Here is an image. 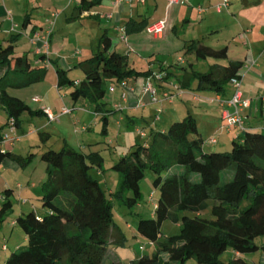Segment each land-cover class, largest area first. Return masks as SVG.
<instances>
[{
    "label": "trees",
    "instance_id": "obj_1",
    "mask_svg": "<svg viewBox=\"0 0 264 264\" xmlns=\"http://www.w3.org/2000/svg\"><path fill=\"white\" fill-rule=\"evenodd\" d=\"M93 4L88 3L87 8ZM147 27L146 21H130L125 33H140ZM14 44L11 40L0 45V105L7 115L0 142L8 126L21 127L25 114L34 117L44 113L9 93L41 84L47 76V70L33 71L28 55L17 56ZM184 50L188 55L194 54L197 61L228 59L227 48L214 49L199 40L187 42ZM39 58L45 59V55ZM78 68L85 76L80 82L57 69V88L67 91L75 105L82 103L101 115L103 134L107 133L108 116L112 113L105 102L109 85L151 74L130 68L128 55L113 51L107 34L100 39L99 51ZM242 68L243 63L230 62L224 67L210 66L205 72L192 69L177 82L185 89L197 82L198 92L225 94L232 79L242 78ZM39 136L44 144L49 141L48 133L39 132ZM206 145L196 118L189 115L166 132L151 131L148 140L131 146L130 153L112 166L123 179L116 197L130 210L142 200L141 183L147 171L156 177L154 187H161L153 217L137 215L136 221L140 237L155 249L132 264H186L190 260L196 264H225L220 258L228 249L240 255L264 250L256 243L264 237V128L244 129L232 138L230 151L222 152L215 145L208 151ZM43 157L48 163L49 178L41 191L45 213H22L13 221V226L23 232V242L15 246L4 264H102L110 250L111 234L118 229L113 200L91 175L93 169L103 168L101 153L64 146L59 151L48 149ZM29 160L32 158L1 149L0 143L1 164L14 161L24 166ZM127 193L132 196L127 197ZM13 196L11 188L0 193V232L13 213ZM208 210L210 218L203 216ZM167 221L180 224L181 230L162 240V227ZM118 231L121 239H126ZM122 242L119 243L124 245ZM227 264L245 263L238 259Z\"/></svg>",
    "mask_w": 264,
    "mask_h": 264
},
{
    "label": "crops",
    "instance_id": "obj_2",
    "mask_svg": "<svg viewBox=\"0 0 264 264\" xmlns=\"http://www.w3.org/2000/svg\"><path fill=\"white\" fill-rule=\"evenodd\" d=\"M116 1L117 0H0V45H7L13 40L15 42L14 46L17 56L28 55L32 60L33 68L44 65L45 70H47V76L43 83L46 82L49 71H53L51 81H55L54 87L45 91L44 98L41 95H34L32 97V103L35 106L31 107L42 110V112L44 109L49 108L53 115H61L60 117L64 116L62 112H59L57 102L60 98H65L69 93L63 90L60 91L57 88L56 71L57 69H61L68 72L69 75L70 70L74 67L78 68L81 62L93 57L94 54L99 51L100 39L104 34L109 35L110 32L113 31V35H109L112 39V50L119 53H122L119 50L121 45H129L131 41V44L127 47L128 51L126 53L128 55L129 66L139 71L136 63L130 60L131 54H137L136 52H140L142 49H149L148 52H150V46H156L154 42L166 44L168 42V33L170 29L173 33L175 32L176 35L177 25L182 22L183 28H186L188 25L185 24H191L196 14V16L202 17L200 20L203 21V25L200 26L199 32L196 33L197 38L195 40L207 42L213 34H216V37L222 30H229L225 39L218 41L217 48L228 49V59L230 62L243 63L241 71V81L243 85L241 86V90L244 98L251 101V107L242 112L244 129L254 131L264 128V0H229L230 4L228 9L221 13L217 12L215 7L223 0H188L187 2L176 5L179 7L176 9L173 8L174 6H169V0H144L143 4L138 3L137 0H123L124 3L122 4H116ZM90 2H95V4L87 8ZM125 2H130V4H126ZM82 7H85V9H81ZM201 9L202 12L200 11ZM214 11L215 14H213ZM54 13L60 14L57 18V20H59H56V25H58L60 19L65 16L63 21L66 22V32L63 38H61L60 35H56V33L54 35L53 32L49 41L48 55L44 49H42V54H39L38 50L42 48L41 43L35 46L31 42V39L34 38L36 34L41 36L45 34ZM224 14L225 16H223ZM160 20H165L167 22V29H169L161 39L155 40L151 38L152 41L145 39L143 35H147L146 31L131 35L125 33V27L130 21H146L149 26ZM194 30L196 29L194 28ZM129 38H131V40H129ZM69 44L72 46V51L67 49V45ZM151 54L155 55L156 53L152 51ZM231 54H233V57L230 58ZM42 55H45V59L39 58V56ZM189 56L191 60L187 61L186 59L178 58L176 61L177 65L181 66L184 70L183 76L185 74H190L191 70H195L196 68L195 62L192 61L193 58L196 59L195 55L189 54ZM202 61H204V64L200 72H205L210 66L214 65L220 67L227 66V64H224L223 60L217 61L208 59ZM148 62L152 63V59L149 58ZM199 63L201 62L196 59V64ZM252 63H254V65L250 67V70H247L246 66ZM161 70L164 71L163 68ZM147 71L151 72L148 77L129 79L125 82V88L117 83H111L109 85V94H107L105 102L108 105L107 109L112 113L108 116L106 134H110L111 132L109 130L110 116L115 115L117 124L120 127L119 134L123 135L122 126L126 124L128 130H132L131 132L135 131L138 135V140H140L137 141V143H142L148 140L151 131L166 132L169 124H173L188 112L196 118L200 133L201 130H205V128L208 130L204 131L207 137L202 133L201 135L207 142L205 150H211L214 145H209L208 142L211 138H215V134L221 130L223 125L222 105L219 100L226 101L231 98L233 89L230 85L228 84L225 94L218 95L214 91H205L204 94L198 95L191 93L195 82L191 85V89H185L181 87L178 82L171 83L169 80H165L166 74L161 71L162 74L155 73L156 71H154L151 66L139 72ZM2 75L3 72L2 74L0 73V76ZM73 80L77 82L83 81L81 77ZM149 81L157 89V96L160 99L163 98L166 92L175 95L173 103L169 104L166 102L162 105H151L150 95L143 92L145 84ZM112 88L113 91H111ZM54 90H56V94H53ZM124 94L127 95V101L123 100L122 96ZM108 96H110L109 99H107ZM194 96H202L203 102H195ZM34 99H39V101L35 102ZM178 103L183 106H179ZM188 103L197 105L199 109L193 110L185 108L184 105ZM79 104L81 105V109L88 110L95 117L102 118L101 115L95 114L93 112L94 110L90 107L84 106L82 103ZM143 104L146 105L143 106ZM117 106L121 108L117 109ZM2 108L3 107L0 105V111L4 112L6 115ZM159 109L160 112H158ZM41 116L48 119L44 113L43 115L34 117ZM139 118L143 121L142 129L138 128ZM6 124L7 115L5 125ZM83 128L86 132L92 130V127L89 125ZM1 129H3V122L0 126V130ZM18 130L19 129H17V132ZM234 130L236 134L233 133ZM139 131L144 132L145 137L140 136L138 133ZM241 132V130L233 129L228 133L236 137L240 135ZM17 135L19 137L18 142H20L22 136L18 133ZM27 135H32V132H29ZM126 135H129V133ZM217 141L218 143L215 144L217 149L228 148V145H221V139ZM0 143L2 144V142ZM6 145L8 144H5V146ZM81 147L83 151L89 153L87 146L85 148L84 145H81ZM1 149H3L2 146ZM9 150L13 153L15 152L12 149ZM8 162L9 161H4L2 164L0 163V170L3 166H7L6 164H8ZM0 184H2L1 179ZM29 186L30 187L23 189V187L18 185V188L21 187L22 189L19 197L20 199L23 198L22 202L26 205L29 202V196L33 194V189L37 187L35 183H31ZM6 188L11 187L7 185L5 189ZM0 201L3 200L1 199ZM151 217H153V214ZM13 225L14 222H12V226ZM260 246H264V242ZM3 249H5V246L2 247V251ZM259 251H263L261 264H264V250ZM234 253L235 256L232 259L233 261L240 259L245 264H256L255 260H246L243 258L244 255H240L236 252Z\"/></svg>",
    "mask_w": 264,
    "mask_h": 264
},
{
    "label": "rangeland",
    "instance_id": "obj_3",
    "mask_svg": "<svg viewBox=\"0 0 264 264\" xmlns=\"http://www.w3.org/2000/svg\"><path fill=\"white\" fill-rule=\"evenodd\" d=\"M173 8L176 9L179 7L174 6ZM213 14H215V11ZM194 16L195 18L192 20L191 24H185L188 25L186 28H183V25L181 24L182 22L177 25L178 32L176 31V35L175 32L173 33V31L170 29L168 33V42L166 44L153 41L156 43V46H150V52H148L149 49H142L140 52H136L137 54H131L130 60L136 63L139 71H144V69H147L151 66L154 71H156L155 73H164L166 75L168 73L171 74L169 75L170 77L168 79L171 83H177L178 79H183L184 70L181 66L177 65L176 61L178 58L186 59L187 61L191 60V57L186 54L184 50V45L187 42L197 38L196 33L199 32L200 26L203 25V21L200 20L202 17L196 16V14ZM223 16H225V14ZM64 18L65 16H63L60 19L58 25H56L57 21L59 20L58 19L53 29L54 35L56 33V35H60L61 38L64 37L66 32V22L63 21ZM193 27L196 30H194ZM168 30L169 29H167L166 32H168ZM228 33L229 30H222L216 37V34H213L212 37L207 40V42H204V44L214 49H218V41L225 39ZM109 35L112 36L113 31H111ZM143 36L145 39L152 41L151 37L148 35L144 34ZM129 40H131V38H129ZM129 45H121L119 50L126 54L128 51L127 47ZM71 48L72 46H70V44L67 45L68 50H71ZM152 51L156 54H151ZM231 57H233V54L230 55V58ZM149 58L152 59V63L148 62ZM192 61L195 62V70L202 71L201 67L204 64V61H200L201 63L199 64H196L195 58H193ZM223 62L225 65L230 63L229 59L223 60ZM162 68L164 71L161 70ZM43 70H45L44 65L39 66L38 68H33L34 72ZM52 76L53 71H49L48 78L45 83L36 84L23 90H10L9 93L11 96L23 100L30 106H35L32 103V97L34 95H41L44 98L45 91L54 87L55 81H51ZM68 77L72 80L78 77H81L82 80L85 79L81 69L77 67H74L69 71ZM55 91L56 90L53 91V94H56ZM191 93L201 95L205 92H198L197 82H195ZM109 97L110 96H108L107 99H109ZM57 104L59 106V112H62L65 108L71 112L68 115L66 114L60 117L56 122H50L46 117H30L29 115L25 114L22 117L21 128H19L17 132L18 134H21L20 136H22L21 141L15 143L14 145L11 143L1 144L3 150L12 149L15 151L14 154L23 158L31 157L32 160H29L24 166L19 165L17 162L9 161L8 164H6L7 166H3V168L0 170L2 171L0 172V179L2 180V184H0V191L3 192L7 185L15 191V195L12 199L14 205L13 213L5 221L0 232V264H4L7 256L15 250V246L23 242L24 235L21 228L19 226H12V222L23 212L26 215H30L33 212L40 213L41 215L45 213L42 207L41 191L49 178L46 172L48 163L43 159V156L44 153L50 148L59 151L64 146H69L77 151H81V145H84L85 148L87 146L89 152L99 151L104 158L102 170L98 171L97 169H93L91 171V175L100 183L102 188L105 190L107 197L112 198V211L116 229L121 230V232L126 236V239L122 240L119 231L113 230L109 241L110 250L102 264H132L140 260V258H142L144 255H151L155 249V246L140 237L136 229V221L137 215L142 216L145 219L151 218L152 214L154 213V202H158L161 187H154L153 181L156 177L152 172L147 171L146 176L141 183V191L143 194L142 200L139 205L130 210L121 203L118 197H116V194L121 191L123 179L120 173L112 169V166L117 161H119L122 156L130 153V147L140 140H138V135L135 131L131 132L132 130H128L126 124H123V135H120V127L117 124L115 115L110 116V134H103L102 118L95 117L90 111L81 109L80 104L75 105L69 94L66 95L65 98H60ZM179 106L183 105L179 104ZM184 106L185 108L193 110L199 109L197 105L192 103H188ZM189 115L191 114L186 112V114L180 117L176 122L178 123L183 121ZM138 121V128L142 129L143 121L140 118ZM2 122L4 128L6 123V115L4 112L0 111V126L2 125ZM87 125L91 126L92 130L88 132L84 131L83 127H86ZM171 126L172 124H169V126H167V130ZM204 131L208 130L206 128L205 130H201V133L205 136L206 132ZM29 132H32V135H27ZM39 132L48 133L51 136L46 144L40 140ZM127 133H129V135H126ZM233 133L236 134V131L234 130ZM233 136L234 135H229L226 129L219 130L215 134V138L217 140L221 139L222 146L228 145V148H219L220 151L226 152L231 150V138ZM5 144L8 145L5 146ZM31 183H35L37 187L36 189H33V194L32 196H29V202L26 205L22 202L23 198L20 199L19 194L22 190L21 187H23V189L30 187L29 185ZM18 185L21 187L18 188ZM152 194L154 196V200L151 199ZM126 195L127 197L132 196L131 193H127ZM2 203L3 201H0V207ZM185 215L190 217L195 216L191 213H186ZM203 216L210 218V211L208 210L204 212ZM180 230V224H174L171 221L165 222L162 227V240H165L170 236L178 235ZM121 241H123L122 243L124 245L119 243ZM263 242L264 237L258 238L256 240L258 245H261ZM4 246L5 249L2 251V247ZM262 254L263 251H258L253 254L244 255L243 258L246 260H255L256 264H261ZM234 256V251L232 249H228L220 259L221 261L228 263L234 258ZM186 264H196V262L194 260H190Z\"/></svg>",
    "mask_w": 264,
    "mask_h": 264
},
{
    "label": "built area",
    "instance_id": "obj_4",
    "mask_svg": "<svg viewBox=\"0 0 264 264\" xmlns=\"http://www.w3.org/2000/svg\"><path fill=\"white\" fill-rule=\"evenodd\" d=\"M187 1L188 0H169V6L170 7L176 6V5H179ZM137 2L143 4L144 0H137ZM122 3H124L123 0L116 1V4H122ZM125 3L130 4V2H125ZM229 4H230L229 0H223L219 5L215 7V9L217 12L221 13L224 10L228 9ZM200 11L202 12V9ZM59 15L60 14L58 13H54L52 15L53 18L50 21L45 31V34L43 36L36 34L35 37L31 39V42L35 46L41 43L42 48L38 50L39 54H42V49H44L46 54L48 55L50 37L53 34L55 22L57 18L59 17ZM166 29H167V22L165 20H160V21H157L149 25L146 28V33L152 39L157 40V39H161L164 36ZM252 65H254V63H252L251 65H247L246 69L250 70V67H252ZM229 85L233 89L231 98L226 101L219 100V102L222 105L223 125L221 127V130L226 129L228 132H230L233 129H237V130L243 131L244 130V118H243L242 112L243 110L249 109L251 107V101L244 98L243 92L241 90V86H242L241 79L234 78L230 81ZM120 86L125 88L126 83H122ZM111 91H113V88L111 89ZM143 92L145 94L150 95L151 105H162L166 102L169 104H172L175 99V95H172L168 92L164 93L163 98L160 99L157 96V89L150 81L145 84L143 88ZM122 97L124 101H127V95L124 94ZM34 101L38 102L39 99H34ZM194 101L197 103H200V102H203V98H201L200 96H194ZM145 105L146 104H143V106ZM116 108L120 109L121 107L117 106ZM43 112L46 114L50 122H56L60 118V116L58 117V116L53 115L49 108L44 109ZM70 112L71 111L65 108L62 111V115L69 114ZM158 112H160V109L158 110ZM138 133L140 134V136L145 137L144 132L139 131ZM18 141H19V137L17 135V128L14 125L8 126L5 132L3 133V136H1L2 144L11 143L12 145H14ZM209 143L212 145H215L218 143V141L216 138H211L209 140ZM151 199L153 200L152 196H151ZM0 200H1V197H0Z\"/></svg>",
    "mask_w": 264,
    "mask_h": 264
}]
</instances>
